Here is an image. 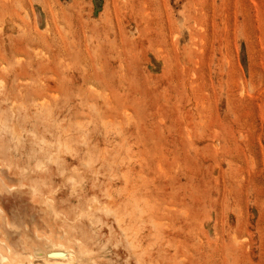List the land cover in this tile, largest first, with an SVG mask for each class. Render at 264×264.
Segmentation results:
<instances>
[{
  "label": "rangeland",
  "instance_id": "obj_1",
  "mask_svg": "<svg viewBox=\"0 0 264 264\" xmlns=\"http://www.w3.org/2000/svg\"><path fill=\"white\" fill-rule=\"evenodd\" d=\"M0 207L83 264H264V0H0Z\"/></svg>",
  "mask_w": 264,
  "mask_h": 264
},
{
  "label": "bare ground",
  "instance_id": "obj_2",
  "mask_svg": "<svg viewBox=\"0 0 264 264\" xmlns=\"http://www.w3.org/2000/svg\"><path fill=\"white\" fill-rule=\"evenodd\" d=\"M0 210L4 211L2 207ZM70 240L61 236H48L44 240L41 239L40 243L29 246L27 250L26 246L14 248L6 240L0 239V264H60L61 258H67V262L83 264L78 260L75 247L69 245Z\"/></svg>",
  "mask_w": 264,
  "mask_h": 264
}]
</instances>
